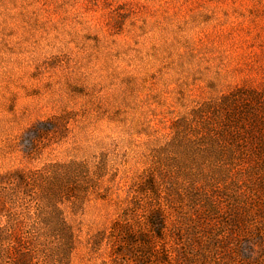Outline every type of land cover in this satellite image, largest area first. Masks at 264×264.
Listing matches in <instances>:
<instances>
[{
	"label": "rangeland",
	"instance_id": "1",
	"mask_svg": "<svg viewBox=\"0 0 264 264\" xmlns=\"http://www.w3.org/2000/svg\"><path fill=\"white\" fill-rule=\"evenodd\" d=\"M0 210V264H264V0H0Z\"/></svg>",
	"mask_w": 264,
	"mask_h": 264
},
{
	"label": "trees",
	"instance_id": "2",
	"mask_svg": "<svg viewBox=\"0 0 264 264\" xmlns=\"http://www.w3.org/2000/svg\"><path fill=\"white\" fill-rule=\"evenodd\" d=\"M24 181L27 182L28 180L25 179ZM147 188H149V186L145 188L141 187L139 192L141 193L146 191ZM137 197L138 195H136L135 198ZM139 204V201L136 199V206H134V208L139 207ZM134 208H127L124 212V215L114 222L111 230V237L113 238V236L121 235L125 239L124 241L128 244V246H130L132 243H136L142 252L149 251L151 254L153 253V255L156 254L154 256L157 258L156 260L162 262V259H164V254H162V256L160 254L165 251H162L159 248L157 249V245L161 242V240L165 239L167 223L164 209L162 207H155L152 209L150 214L147 215L145 220L133 222L131 220V214ZM136 227L139 228V231L135 230ZM144 230L148 231L146 232ZM134 233H137L138 235ZM18 241L19 239L15 237L13 230L7 227H0V246H2L5 242H8L10 245H14L15 242ZM7 251L8 252L6 255L9 254V248H7ZM166 254H168V250H166ZM170 256H172V254L168 255V257ZM33 264H38V262H34Z\"/></svg>",
	"mask_w": 264,
	"mask_h": 264
}]
</instances>
